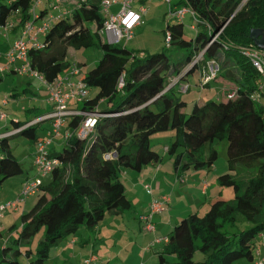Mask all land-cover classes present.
Returning a JSON list of instances; mask_svg holds the SVG:
<instances>
[{"label": "trees", "instance_id": "1", "mask_svg": "<svg viewBox=\"0 0 264 264\" xmlns=\"http://www.w3.org/2000/svg\"><path fill=\"white\" fill-rule=\"evenodd\" d=\"M54 6L60 14L53 16L48 31L40 37L41 48L30 47L27 53L31 70L46 84L54 83L71 68L68 48L88 50L104 44L99 36L104 25L100 0H45L34 12L41 20L51 14ZM179 6H188L194 12L197 34L188 45L182 24L166 27L165 33L172 37L169 48L188 51L177 64L171 62L165 50L135 53L105 44L102 57L82 79L94 95L79 105L80 111L110 117L97 119L86 139L75 135L83 117L65 121V131L71 137L60 153L49 154L58 165L45 176L48 181L38 186L34 206L21 216L17 245L26 244L45 228L36 253L24 252L26 264H44L49 249L74 236L80 228L91 229L106 215L116 217L131 211L133 206L119 175L123 170L138 173L147 165L159 163V155L150 149V139L168 131H174L175 138L166 153L174 158L173 168L178 175L211 171L217 160L211 144L227 142L226 162L233 175L220 176L218 184L231 188L234 198L227 202L217 197L207 205L204 216L182 219L166 236L168 242L158 255L160 263L166 264L165 256H174V264H196L192 256L196 251L204 257L199 264L254 261L258 237L264 234V111L251 101L257 90V73L237 48L253 46L249 37L252 30L264 31V0H181L172 5ZM31 9V0L0 6V27L11 22V34H19L25 24L35 22ZM214 36L215 41L208 46ZM200 53L201 65L215 61L219 67L217 78H228L232 82L228 92L234 91L236 96L228 99L226 94L202 106L195 105L187 115L186 103L175 93L190 74L200 69L201 65L189 67ZM121 78L124 85L118 89ZM175 79L176 84L169 87ZM45 116L13 122L12 131L19 132L0 136V185L23 173L8 140L21 136L36 144L41 125L50 120L30 123ZM240 168L255 172L240 180ZM20 254L7 246L1 248L0 264H22L17 258Z\"/></svg>", "mask_w": 264, "mask_h": 264}, {"label": "rangeland", "instance_id": "2", "mask_svg": "<svg viewBox=\"0 0 264 264\" xmlns=\"http://www.w3.org/2000/svg\"><path fill=\"white\" fill-rule=\"evenodd\" d=\"M15 0H0V6H8ZM52 0H49L51 2ZM181 0H173L172 5L180 3ZM45 2V0H43ZM76 3V0H71ZM140 5L137 4L138 8ZM181 7V6H179ZM178 7V8H179ZM118 6L112 7L111 12L116 13ZM146 13L142 16V25L133 32V37L129 42L123 41L119 48L126 49L127 51L135 53H149L154 54L165 50L168 57L171 58V62L177 64L178 58L186 56L188 51L179 50L174 46L169 48V45L165 43V31L167 25L170 28L176 24V21L169 15L168 7L165 3L159 0H147L144 5ZM51 14H47L43 19H47L48 16H58L59 10L51 11ZM67 18L70 20L71 15L68 13ZM183 24V39L190 45L194 41L196 21L191 19L189 15L182 20ZM40 25V23H38ZM94 30V28H92ZM172 30V29H171ZM11 37V35H10ZM1 39V38H0ZM41 41V38H40ZM0 68L6 67L3 55H5L8 47H6L7 41L0 40ZM102 42V41H101ZM6 48V49H5ZM103 48H107L105 44L99 46L94 45L91 48L74 50L67 49L69 62L79 63L82 68L81 76L90 71L103 55ZM20 64H17L19 67ZM200 71L195 70L189 75V80L183 84H187L190 90L186 94L175 93V96L181 101L186 103L185 113L189 115L195 105L202 106L209 101L217 100L224 97L227 94L228 86L232 85V82L228 78L218 77L216 81L212 82L209 87L201 88L199 84ZM93 91V89H88ZM94 93L89 94L93 97ZM39 110L41 112H53L52 104L48 102V88L39 78H35L26 75L4 73L0 76V111L6 116V120L0 122V128L4 126L6 130L0 132V136L5 133L7 136L12 134L13 122H25L30 119L29 114L31 110ZM13 118V121H12ZM4 131V132H3ZM2 133V134H1ZM38 137L43 140V132H37ZM43 138V139H42ZM175 138L174 131H168L165 133L155 134L150 139V149L156 152L160 157L158 165L162 168L158 176L153 174H146L144 167L141 172H131L123 170L119 175L120 182L124 185L125 196L132 203L134 211H127L122 216H105L104 219L98 223L94 228L86 229L80 228L74 236H70L62 242L58 243V246H53L48 251V260L44 264H63L64 260L71 257V249L77 250L76 255L71 259L72 264H80V260L90 256H95L96 259L102 260V263L107 264H161L156 252H162L164 249V240L173 228L184 218L189 217L191 214L196 213L197 202H204L207 198L200 195L201 184L205 182L209 185V194L217 198L223 199L227 202H231L234 198L233 190L231 188L220 187L218 184V178L222 175H233L228 169L227 165V142L226 141H214L211 144V148L217 154V160L214 163L211 171H189L181 175L183 181L198 180L196 189L192 186H182L181 182L175 177V171L173 168L174 158H171L164 152V148L168 147ZM9 149L13 157L20 163L23 173L21 176L9 178L0 185V206H6L9 203L15 202L22 189V185L28 179H38L40 183H46L48 177L39 174L38 169L34 166V148L35 145L21 136L13 137L8 140ZM64 144L63 138L53 140V143L46 148L49 154L54 151L60 153L63 149L61 145ZM143 171V172H142ZM238 171V178L240 180H246L253 176L254 170L240 168ZM200 172V174H198ZM124 174V175H123ZM151 174V175H150ZM145 175V176H144ZM147 175V176H146ZM184 175V176H183ZM237 178V179H238ZM138 184V186H137ZM158 186V187H157ZM173 191V205L171 211L173 213V219L169 228L164 229L161 222V218L157 215L152 219V224L157 230L155 234L147 233L144 228V224L141 223L138 218L140 216L148 215L144 213L145 207L143 206L145 193L152 197V200L160 199L163 196L169 197ZM221 195H218L220 194ZM197 194V195H196ZM193 195V197H192ZM148 196V198H149ZM154 197V198H153ZM191 197V198H190ZM209 198H212L210 196ZM37 200L36 196H30L20 204L17 211L7 210L3 214V220L0 221V249L6 246L13 251H20L21 254L17 257L18 261L22 264H26L27 258L24 252L30 250L33 254L36 253L39 244L44 238L45 228H40L38 232L32 237L31 240L17 245L18 233L21 228V216L31 210ZM207 201L208 203H211ZM179 204L174 208L175 204ZM150 202V201H149ZM149 206V205H148ZM205 209L200 211L198 216L202 217L207 211ZM184 211V213H183ZM197 214V213H196ZM160 215V214H159ZM154 220L157 222H154ZM13 227V231L9 232V229ZM71 238L78 240H89L87 243V249L81 250L79 246L70 244ZM156 239L163 244L162 246L156 245ZM85 243V244H86ZM152 244L151 248H148ZM68 246L69 253H63L59 255L63 249ZM74 247V248H73ZM77 247V248H76ZM148 249L152 251L148 253ZM193 256V262L199 264L203 261V255L196 251ZM84 258V259H83ZM167 259L166 264H174V256H165ZM239 264H251L245 261H241Z\"/></svg>", "mask_w": 264, "mask_h": 264}, {"label": "built area", "instance_id": "3", "mask_svg": "<svg viewBox=\"0 0 264 264\" xmlns=\"http://www.w3.org/2000/svg\"><path fill=\"white\" fill-rule=\"evenodd\" d=\"M43 0H31V17L35 22H28L24 25L17 38H15L5 55H3L4 61L6 62V67L0 68V76L6 72H12L18 75L29 74L32 77L39 78L41 81L44 80L33 72L29 65L28 60V50L30 47L40 49V41L38 37L44 35L50 25V21L53 16H48L47 19H38V15L35 9L41 5ZM54 2H59V0H52ZM79 3H85L87 0H76ZM137 0H100L101 14L104 18L103 28L99 32L101 41L108 46H118L123 41L128 42L132 39L134 30L141 24L142 14L145 12L144 8H136ZM162 3H165L168 7L169 15L178 23H182L184 17L189 15L191 19H195L194 12L188 6L182 7H172L173 0H159ZM114 6H118V11L112 13L111 9ZM53 11L57 8L54 6ZM40 23V25H38ZM14 25L11 22L5 23V25L0 27V38L3 40H8L9 36L13 31ZM165 42L167 45L171 44V34H165ZM217 36V35H216ZM214 36L208 43L210 46L216 39ZM240 54L250 63L252 68L257 73V90L251 96V101L255 105L259 106L262 111H264V51H261L254 46L248 47H238L237 48ZM202 56L200 53L195 56L190 63L189 67L193 65L202 64ZM17 64H20L19 67ZM199 76L198 86L201 88L209 87V85L214 82L217 78L219 67L215 61H210L204 65H201ZM80 72L77 66L73 65L69 69L67 75L62 78H58L52 84H44L48 88V102L52 104L53 112L48 114L42 119L35 120L31 125L39 122L41 120H50V131L47 134V137L43 140H39L35 144L34 152V166L38 169V172L42 176H46L51 173L54 167H57L58 163L56 160L49 157V153L46 148L53 143V140L58 138H63L64 142L69 140L71 137L70 133L65 131L66 122L69 118L74 117H83V122L76 131V136L79 139H86L89 134H91L94 129L97 119L105 118L110 116H101L97 112H82L76 108H70V104L75 106L80 105L88 97V88L82 80H74L75 77L79 76ZM178 79H175L171 82L169 87L176 84ZM123 78L119 79L118 89L123 88ZM177 92L179 94H186L190 90V87L187 84H180L177 87ZM236 93L230 91L227 93L228 99H234ZM6 120V116L0 111V122ZM19 131H13L14 135ZM8 135V136H10ZM5 136H7L5 134ZM7 136V137H8ZM40 181L38 179H33L29 183H24L22 185L21 193L18 199L9 203L6 206H0V219L3 217V214L7 211H17L20 204L24 202L30 196L35 195L37 192ZM169 197L163 196L160 199L152 200L148 206V215L140 217V222L144 224L145 232L152 233L154 231V226L152 224V219L154 216L162 214L167 211L169 206ZM258 245L254 250V256H257L258 259L254 264H264V259L259 258L260 249L264 247V234H261L258 237ZM161 241V240H160ZM156 241V242H160ZM168 242L167 238L164 239V243ZM83 264H97V259L95 256H90L85 259Z\"/></svg>", "mask_w": 264, "mask_h": 264}, {"label": "crops", "instance_id": "4", "mask_svg": "<svg viewBox=\"0 0 264 264\" xmlns=\"http://www.w3.org/2000/svg\"><path fill=\"white\" fill-rule=\"evenodd\" d=\"M115 1H119V0H115ZM147 3V0H137L136 1V4H135V6L137 7V4H139L140 6L138 7V8H143L144 7V5ZM145 9V8H144ZM146 13V10H145V12L142 14V16L144 15ZM176 24H182V23H178V22H176ZM141 25H142V17H141V24L138 26V27H141ZM183 25V24H182ZM168 26V25H167ZM137 27V28H138ZM136 28V29H137ZM135 29V30H136ZM166 33H169V32H166ZM165 33V34H166ZM164 34V35H165ZM17 36H18V34H16V35H14V34H11V37L9 36V38H8V40H6L7 41V43L8 44H6V47H8L9 48V46H10V44H11V42L15 39V38H17ZM38 39H39V41H40V37H38ZM1 41L3 40V39H0ZM4 41V40H3ZM129 42V41H128ZM0 43H2V42H0ZM166 43V42H165ZM6 49V48H5ZM8 50V49H7ZM73 65H75V66H77L78 67V69H79V72H80V74H79V76H77V77H75V79L74 80H82L83 78H84V76H81V74H82V68H81V66H79L80 64L79 63H74V62H72L71 63V66H73ZM10 74H12V72H9ZM68 73V72H67ZM67 73H65V74H63V75H61L59 78H62L63 76H65V75H67ZM189 80V79H188ZM211 85V84H210ZM209 85V86H210ZM229 86H228V88L226 89L227 91H229ZM91 92H94V91H89L88 92V97H89V94L91 93ZM70 108H76L77 110H80V106L78 105H74V104H70ZM49 114V112L47 113V112H41V111H39V110H32V112L29 114V116L28 117H40V116H44V115H48ZM13 119V118H12ZM50 122H45L44 124H42L41 125V130L39 131V132H43V138L45 139L46 137H47V134H48V132L50 131ZM2 130H6V132H10V131H7V129L4 127V126H2L1 128H0V132L2 131ZM4 132V131H3ZM5 132V133H6ZM5 133H3V134H5ZM2 134V133H1ZM42 138V139H43ZM39 140H41L40 138H39ZM35 145V144H34ZM63 145H61V147H62ZM166 148L167 147H165L164 148V152H165V150H166ZM34 150H35V148H34ZM36 151V150H35ZM145 169V171L144 172H146V174H148V173H151V174H153V176H158V174L161 172V170H162V168L160 167V165H158V163H156V164H151V165H147L146 166V168H144ZM143 172V171H142ZM150 174V175H151ZM198 174H200V172H198ZM124 175V174H123ZM145 176V175H144ZM147 176V175H146ZM184 176V175H183ZM175 177L181 182V185L182 186H192L194 189H196V187H197V184L199 183L198 182V180H192V181H183L182 180V177H181V175H178L177 173L175 174ZM206 180H204V183L203 184H201V189H200V195L201 196H204L205 198H207L206 200H204V202H202V203H200V202H197V208H196V213L195 214H193V215H197L198 216V214L200 213V211H202L203 209H205V207L209 204L207 201H210V199H212L211 201H213V200H215L216 199V197L214 196V194L213 195H211V194H209V184L208 183H206L205 182ZM137 186H138V184H137ZM158 187V186H157ZM174 193H173V191H172V193H171V195H169V200H170V202H169V206H168V208H167V211L166 212H164V213H162V214H160V215H158L161 219V222H162V224H163V228L164 229H167V228H169V226H170V224H171V221H172V219H173V213H172V209H171V207L170 206H172L173 205V195ZM197 195V194H196ZM218 195H221V192H220V194H218ZM145 197H144V201L145 202H143V206L145 207V209H144V213L145 214H147V211H148V205H149V201H151V199H152V197H150L149 195H147L146 193H145V195H144ZM148 196H149V198H148ZM210 196H212V198H209ZM192 197H193V195H192ZM154 198V197H153ZM191 198V197H190ZM132 204V203H131ZM179 204L177 203V201H176V204H175V206H174V208L175 207H177ZM132 211H134V213H135V210L134 209H132ZM183 213H184V211H183ZM157 216V215H156ZM190 216H192V214L190 215ZM140 217H142V216H140ZM140 217L138 218V220L140 219ZM1 220H3V218H1L0 219V221ZM140 221V220H139ZM154 222H157V220L155 221L154 220ZM144 229V228H143ZM0 230H1V228H0ZM156 230H157V226H155V228H154V231L152 232V234H155V232H156ZM167 236V235H166ZM166 236H164V237H166ZM159 240V239H158ZM157 239H156V241H158ZM164 240V239H163ZM89 240H76L75 238H71V240H70V244L71 245H74V246H79L80 248H81V250L80 249H78V251H85V249H87V243L86 242H88ZM62 242V241H61ZM258 242H259V240H257V245H258ZM86 243V244H85ZM156 243V245L157 246H162L163 244H161V243H157V242H155ZM60 244V243H59ZM166 243H164V245H165ZM163 245V246H164ZM58 246V245H57ZM151 246H152V244H150V246L148 247V248H151ZM66 248L65 249H63V251L59 254V255H63V253H69V250H68V246H65ZM74 248V247H73ZM77 248V247H76ZM152 251L151 249H148V253H150V252ZM73 252V253H72ZM76 252H77V250L75 249V251H73L72 249H71V252H70V255H71V253H72V255H71V257H68V259L67 260H64L63 261V264H72V262H71V259H73L72 257H74L75 255H76ZM156 254H160V252H156ZM259 258L260 259H264V247H262V249H260V253H259ZM84 259V258H83ZM258 259V257L257 256H254V261L251 263V264H254V262L256 261ZM100 260V259H99ZM98 259H97V264H107L108 262H104V263H102V260L101 261H99ZM80 264H83V260H80V262H79Z\"/></svg>", "mask_w": 264, "mask_h": 264}, {"label": "water", "instance_id": "5", "mask_svg": "<svg viewBox=\"0 0 264 264\" xmlns=\"http://www.w3.org/2000/svg\"><path fill=\"white\" fill-rule=\"evenodd\" d=\"M249 37L255 48L264 51V31L252 30Z\"/></svg>", "mask_w": 264, "mask_h": 264}]
</instances>
